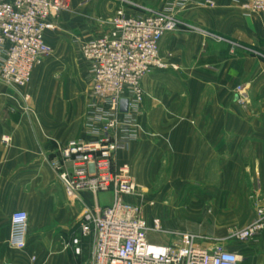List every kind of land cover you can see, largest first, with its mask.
Returning <instances> with one entry per match:
<instances>
[{
  "label": "crops",
  "instance_id": "0c3cea01",
  "mask_svg": "<svg viewBox=\"0 0 264 264\" xmlns=\"http://www.w3.org/2000/svg\"><path fill=\"white\" fill-rule=\"evenodd\" d=\"M108 1L69 0V9L62 13L105 12ZM115 1L119 9L133 14L162 11L169 2ZM205 1L193 0L178 13L187 26L166 35L159 49L168 68L152 72L142 82L140 135L145 150L138 142L118 152L117 158L129 151L132 164L144 158L145 174L140 168L136 174L145 177L151 191L159 187L157 179H173L168 185L162 182L157 205L147 212L151 219L158 217L167 231L150 234V243L162 245L175 237L170 235L193 233L205 238V248L222 246L246 256L249 264H264V230L246 245L232 237L264 208V59L234 56L229 44L204 34L264 54V13L247 15L234 6V0H212L223 8V13H214L200 8ZM240 86L247 94L245 105L236 102ZM11 111L0 106V264H91L92 239L82 238L80 245L73 241L80 237L79 224L86 211L96 205L110 206L112 196L93 199L84 193L81 200L70 202L51 167L59 146L95 137L88 126L89 115L80 136L68 139L70 134L49 130L22 108ZM4 136L10 137L9 146L3 145ZM167 193L194 196L182 202L173 199L167 208ZM104 195H109L106 203L100 197ZM17 211L29 215L23 250L9 243L10 217Z\"/></svg>",
  "mask_w": 264,
  "mask_h": 264
},
{
  "label": "built area",
  "instance_id": "2783aa9c",
  "mask_svg": "<svg viewBox=\"0 0 264 264\" xmlns=\"http://www.w3.org/2000/svg\"><path fill=\"white\" fill-rule=\"evenodd\" d=\"M190 0H174L162 11L129 15L118 9L100 36L80 43V56L91 79L88 126L93 139H72L58 147V158L51 163L66 198L81 200L84 193L96 199L110 194L112 204L96 205L80 220V239H92L91 264H240L241 257L218 246L208 249L199 237L174 234L176 242L153 244L152 233H163L160 219H149L141 202L143 187L127 166H117L119 151L137 141V119L144 99L142 82L154 71L168 65L160 57L163 38L187 26L176 10ZM213 6L214 2L206 1ZM234 6L247 15L264 13V0H234ZM69 0H0V85L26 88L34 69L52 53L46 35L58 29V16L68 10ZM177 69L175 66H171ZM238 87L236 102L245 105L247 95ZM29 96L23 100L28 102ZM127 100L126 113L121 102ZM2 143L9 146L10 137ZM154 206L153 202L148 204ZM29 215L14 212L10 217L9 243L17 250L26 247ZM264 230V208L245 229L233 234L246 242ZM75 253H81L80 247Z\"/></svg>",
  "mask_w": 264,
  "mask_h": 264
},
{
  "label": "rangeland",
  "instance_id": "374dc122",
  "mask_svg": "<svg viewBox=\"0 0 264 264\" xmlns=\"http://www.w3.org/2000/svg\"><path fill=\"white\" fill-rule=\"evenodd\" d=\"M171 2L175 4L174 0H169L167 5ZM213 2V6L207 5L206 1L204 3H199V5L203 10L205 9L214 13H223V8H219L216 2ZM191 3H193V0L188 1V3L182 6V8L177 9V16L180 11L185 9ZM103 4L104 1L102 5ZM118 4L119 3L115 0H109L107 3L108 8L105 12L99 9L97 13L92 14L61 13L57 18L58 29L49 34L51 36V41L48 43L52 47V53L47 56L41 64L36 66L32 74L31 82L26 88H10L0 85V106L9 109L10 113H13L11 110L16 109L17 107L22 108L28 116L34 118V121L37 117H39L43 125H45L49 130L51 129L53 132L56 131V133L63 132L64 135L70 134L68 139L79 137L82 130V122L83 120L85 121L87 114L90 115V95L92 87L90 75L80 56V43L94 39L108 29L109 21L115 12L120 8V5ZM238 10L243 13L239 8ZM127 14L148 15L150 13ZM204 34L209 38H213V40L229 44L231 47V53L234 56L246 54L264 59V54H262L258 49L257 51L254 50L256 49L254 47L241 45L237 41H232L216 34L206 32ZM24 96L30 97L28 102L23 100ZM12 115H15V113ZM140 117L137 119L136 130L138 138L135 143L140 142L143 147L142 150L144 151L145 140H142V136L140 135ZM36 125L33 124L34 127ZM130 152L131 151L126 152L123 156H121V158H117L116 165L127 166L129 168L130 175L134 177V179H136V181L143 187L144 192L142 193L141 202L144 208V214L147 218H149L147 212L148 210L156 207L157 199L155 200V197L157 198L159 196V190L162 188L160 187L162 182L168 185L171 184L173 179L169 177H165L164 179L159 178L157 179L159 187H155L152 191L147 189L144 184L145 177L140 176L139 178L136 174L137 168H140L144 176L145 159H138L135 164H132L130 162ZM165 169L168 173L169 162L167 163ZM193 196V193H167L164 198L165 207L168 208V205L171 204L173 199L182 202L187 201L189 198L193 199ZM100 197H104V199H102L103 203H106L109 200V195ZM150 202L154 203L153 207L148 205ZM208 211L209 210H207V212ZM184 234L198 236V244L201 246L205 242V238L201 235L193 233ZM257 238L258 236L246 242L237 241L236 243L239 245H246L248 242L254 241ZM177 239L178 237L175 236L169 242H176ZM153 240H156V238ZM249 262L250 259L243 256L240 264H249Z\"/></svg>",
  "mask_w": 264,
  "mask_h": 264
},
{
  "label": "water",
  "instance_id": "95a60500",
  "mask_svg": "<svg viewBox=\"0 0 264 264\" xmlns=\"http://www.w3.org/2000/svg\"><path fill=\"white\" fill-rule=\"evenodd\" d=\"M127 108H128V102H127V100H123L121 102V112L122 113H126L127 112Z\"/></svg>",
  "mask_w": 264,
  "mask_h": 264
}]
</instances>
